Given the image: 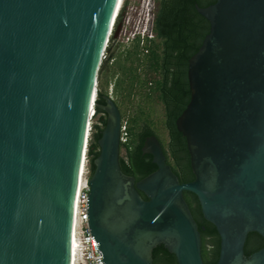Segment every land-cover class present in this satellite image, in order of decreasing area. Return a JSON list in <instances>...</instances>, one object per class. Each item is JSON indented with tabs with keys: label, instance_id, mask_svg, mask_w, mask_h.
Instances as JSON below:
<instances>
[{
	"label": "water",
	"instance_id": "water-1",
	"mask_svg": "<svg viewBox=\"0 0 264 264\" xmlns=\"http://www.w3.org/2000/svg\"><path fill=\"white\" fill-rule=\"evenodd\" d=\"M118 3L0 0V264H71L74 199ZM195 10L209 29L188 59L189 102L175 121L192 181L179 183L153 136L141 152L156 170L137 182L124 175L120 115L108 97L97 106L106 119L86 216L102 264H152L158 246L177 264H203L183 192L215 228V264H264V247L243 253L249 233L264 241V0Z\"/></svg>",
	"mask_w": 264,
	"mask_h": 264
},
{
	"label": "trees",
	"instance_id": "trees-1",
	"mask_svg": "<svg viewBox=\"0 0 264 264\" xmlns=\"http://www.w3.org/2000/svg\"><path fill=\"white\" fill-rule=\"evenodd\" d=\"M213 3L214 0H155L153 39L141 41L135 36L124 42L125 19L134 17L138 0H122L97 74L94 114L85 151L88 178L94 169L97 140L106 119L97 106L103 105V98L108 97L125 127L126 140L119 144L118 157L124 175L137 182L156 170L152 158L141 152L144 140L153 136L179 183L193 180L185 140L177 132L175 121L189 102L188 59L197 52L209 29L195 6L205 8ZM118 25L119 32L114 37ZM182 197L200 235L202 263L215 264L219 254L215 228L202 218L194 195L183 192ZM263 247L262 238L249 233L243 247L244 256ZM151 258L152 264H177L163 246L156 247Z\"/></svg>",
	"mask_w": 264,
	"mask_h": 264
},
{
	"label": "built area",
	"instance_id": "built-area-1",
	"mask_svg": "<svg viewBox=\"0 0 264 264\" xmlns=\"http://www.w3.org/2000/svg\"><path fill=\"white\" fill-rule=\"evenodd\" d=\"M121 3L122 0H119L116 16L121 7ZM154 16L155 0H138L134 17L131 19L127 16L125 19V26L122 31L124 42H128L135 36L139 37L141 41L152 40L154 37ZM127 26L130 27L129 30H127ZM124 128L125 127L120 124V143H123L126 140ZM88 180V171L84 157L74 199L71 264H102V255L97 249L94 239L91 238L87 223L86 199L89 193Z\"/></svg>",
	"mask_w": 264,
	"mask_h": 264
}]
</instances>
